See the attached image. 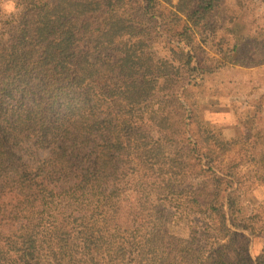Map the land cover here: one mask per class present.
<instances>
[{
  "label": "trees",
  "instance_id": "16d2710c",
  "mask_svg": "<svg viewBox=\"0 0 264 264\" xmlns=\"http://www.w3.org/2000/svg\"><path fill=\"white\" fill-rule=\"evenodd\" d=\"M225 1L0 0V264H174L177 198L205 227L249 229L240 182L181 104L186 85L208 91L230 68L264 62L253 55L263 0ZM160 97L176 108L159 110ZM248 97L261 109L264 86ZM189 119L186 147L167 154L155 132L180 135ZM219 241L205 243L213 264ZM233 243L237 264H264V249Z\"/></svg>",
  "mask_w": 264,
  "mask_h": 264
},
{
  "label": "rangeland",
  "instance_id": "374dc122",
  "mask_svg": "<svg viewBox=\"0 0 264 264\" xmlns=\"http://www.w3.org/2000/svg\"><path fill=\"white\" fill-rule=\"evenodd\" d=\"M229 1L226 0L225 4L227 5ZM173 2L177 4L178 0H173ZM132 12L137 16L136 9ZM220 16H224L222 12L217 14V17ZM257 22L264 28V0ZM158 41L164 42L163 39ZM261 41L259 49L253 51L255 60H264V39L262 38ZM214 59L213 53H208L205 58H201L205 65L213 64ZM250 64L251 61H247V63L230 68L220 77L219 84L211 85L208 91L190 86V84L186 85L184 89L187 92L181 96V104L187 108L189 114L196 112L197 117H201L206 122L205 126H209L208 131L212 135H210L211 139L207 146L215 152L221 168L225 172L235 174L237 181L240 182L241 206L244 210L246 226L249 229L235 238L231 234L229 236L227 231L219 229L214 220L211 221L209 227H205L202 221L197 222V213L186 211L184 207H181L185 206L187 199L183 198L181 201L177 198L174 204L180 207L167 209V212L171 214V221L167 228L169 233L177 239L173 257L174 264H213L208 260L211 255L210 248L205 246V243L214 238L221 241L216 246V250L223 251L222 264L238 263L235 247L233 248L235 239L241 246L248 247L253 255H259L264 249V179L261 177V169L264 166L260 165L264 140L259 138L260 141L257 142L255 129L247 131L246 126L237 120L232 110V107H241L242 121L256 120V131L264 132V99L260 102H263V107L258 110L255 102L259 99H256L253 104L248 97L249 92L255 87L264 86V62L262 65ZM180 92H183V89ZM258 96L259 94L255 98ZM153 104L159 110L176 108L174 107L176 99L160 97L156 98ZM191 122L190 119L186 121L180 135L178 129L176 130L172 124L155 132L156 139L163 145L167 154L175 155L181 148L186 147V137H192V131H196L195 124L189 126ZM229 185L230 181L227 179L225 187ZM201 194L203 195V191ZM209 230L213 232L212 239H208ZM199 232H206V239Z\"/></svg>",
  "mask_w": 264,
  "mask_h": 264
},
{
  "label": "clouds",
  "instance_id": "9594fccd",
  "mask_svg": "<svg viewBox=\"0 0 264 264\" xmlns=\"http://www.w3.org/2000/svg\"><path fill=\"white\" fill-rule=\"evenodd\" d=\"M13 11H15V7L13 8Z\"/></svg>",
  "mask_w": 264,
  "mask_h": 264
}]
</instances>
